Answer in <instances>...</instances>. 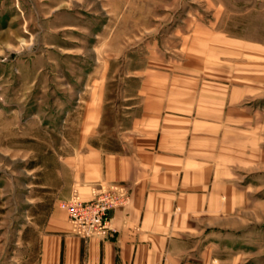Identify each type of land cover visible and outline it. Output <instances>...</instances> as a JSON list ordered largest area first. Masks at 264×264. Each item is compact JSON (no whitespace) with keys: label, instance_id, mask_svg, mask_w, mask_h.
Listing matches in <instances>:
<instances>
[{"label":"crops","instance_id":"1","mask_svg":"<svg viewBox=\"0 0 264 264\" xmlns=\"http://www.w3.org/2000/svg\"><path fill=\"white\" fill-rule=\"evenodd\" d=\"M172 44L120 88L90 86L59 145L43 148L54 162L31 170L36 211L15 243L0 199V264H242L211 236L264 175V43L197 26ZM111 187L130 192L115 238L74 235L60 201Z\"/></svg>","mask_w":264,"mask_h":264},{"label":"rangeland","instance_id":"2","mask_svg":"<svg viewBox=\"0 0 264 264\" xmlns=\"http://www.w3.org/2000/svg\"><path fill=\"white\" fill-rule=\"evenodd\" d=\"M197 26L264 43V0H0V199L8 242L36 211L27 200L31 170L54 162L43 148L59 145L65 119L90 86L120 88L155 46L165 51ZM262 174L255 197L211 236L242 264H264Z\"/></svg>","mask_w":264,"mask_h":264},{"label":"built area","instance_id":"3","mask_svg":"<svg viewBox=\"0 0 264 264\" xmlns=\"http://www.w3.org/2000/svg\"><path fill=\"white\" fill-rule=\"evenodd\" d=\"M129 201L128 189L111 187L101 189L90 199L72 195L60 201L59 205L67 213L74 235L84 240H110L116 236L112 227V214L117 208L126 206Z\"/></svg>","mask_w":264,"mask_h":264}]
</instances>
